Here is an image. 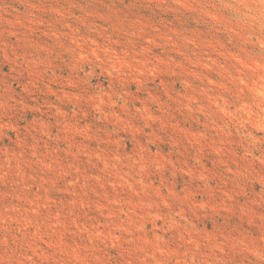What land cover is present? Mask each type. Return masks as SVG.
<instances>
[{
    "label": "rangeland",
    "instance_id": "obj_1",
    "mask_svg": "<svg viewBox=\"0 0 264 264\" xmlns=\"http://www.w3.org/2000/svg\"><path fill=\"white\" fill-rule=\"evenodd\" d=\"M263 77L264 0H0V264H264Z\"/></svg>",
    "mask_w": 264,
    "mask_h": 264
},
{
    "label": "bare ground",
    "instance_id": "obj_2",
    "mask_svg": "<svg viewBox=\"0 0 264 264\" xmlns=\"http://www.w3.org/2000/svg\"><path fill=\"white\" fill-rule=\"evenodd\" d=\"M264 78V77H263ZM264 80V79H263ZM260 92V91H259ZM263 92V91H262ZM261 93V92H260ZM262 94V93H261ZM263 94H264V92H263ZM261 96H263V95H261ZM264 97V96H263ZM264 104V103H263Z\"/></svg>",
    "mask_w": 264,
    "mask_h": 264
}]
</instances>
